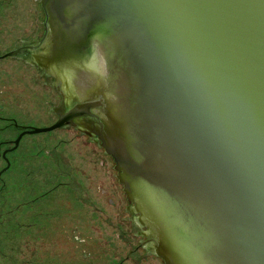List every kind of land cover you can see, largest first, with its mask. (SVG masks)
Here are the masks:
<instances>
[{
    "label": "water",
    "instance_id": "water-1",
    "mask_svg": "<svg viewBox=\"0 0 264 264\" xmlns=\"http://www.w3.org/2000/svg\"><path fill=\"white\" fill-rule=\"evenodd\" d=\"M16 56L156 264H264V0H26ZM16 125V124H15Z\"/></svg>",
    "mask_w": 264,
    "mask_h": 264
},
{
    "label": "rangeland",
    "instance_id": "rangeland-1",
    "mask_svg": "<svg viewBox=\"0 0 264 264\" xmlns=\"http://www.w3.org/2000/svg\"><path fill=\"white\" fill-rule=\"evenodd\" d=\"M2 1L0 56L18 45L26 0ZM54 108L16 56L0 57V144L23 126L52 124ZM7 157L0 264H156L141 248L128 256L141 236L71 128L25 134ZM4 163L0 156V169Z\"/></svg>",
    "mask_w": 264,
    "mask_h": 264
},
{
    "label": "flooded vegetation",
    "instance_id": "flooded-vegetation-1",
    "mask_svg": "<svg viewBox=\"0 0 264 264\" xmlns=\"http://www.w3.org/2000/svg\"><path fill=\"white\" fill-rule=\"evenodd\" d=\"M54 113H57L58 111L56 110V108H54ZM56 118H57V115H56ZM69 127V126H68ZM70 128V127H69ZM22 130V128H20V131ZM4 142V141H3ZM2 145H3V149H2V151L3 150H5L6 148H8V147H11L13 144H12V140H11V142H9V143H6V142H4L3 144H0V149L2 148ZM17 148V147H16ZM15 148V149H16ZM1 151V152H2ZM8 153V152H7ZM7 153H6V157H7ZM1 156V158L3 159V161L5 162V160H4V158L2 157V155H0ZM8 158V157H7ZM9 160V159H8ZM9 162H10V160H9ZM5 164H6V162L4 163V166H5ZM9 167H10V165H9ZM8 167V168H9ZM7 170H5L3 173H5ZM2 175V174H1ZM0 180H1V188H2V192H3V190L5 189V188H7V186H8V180L7 179H4L3 178V176H1V178H0ZM7 181V182H6ZM135 231V230H134ZM136 233L137 234H139V232L138 231H135V235H136ZM140 235V234H139ZM35 240V239H34ZM142 249L143 251V254L145 253L146 255H151L150 254V252H149V250L147 249V247H146V245H145V243H144V241L142 240V238H139V242H138V245H136V247L135 248H132L131 249V251L129 252V254H128V256L129 257H134V256H132L133 255V253L134 252H137L139 249ZM135 263V262H134ZM136 264V263H135Z\"/></svg>",
    "mask_w": 264,
    "mask_h": 264
},
{
    "label": "trees",
    "instance_id": "trees-1",
    "mask_svg": "<svg viewBox=\"0 0 264 264\" xmlns=\"http://www.w3.org/2000/svg\"><path fill=\"white\" fill-rule=\"evenodd\" d=\"M3 3V1L2 0H0V4H2Z\"/></svg>",
    "mask_w": 264,
    "mask_h": 264
}]
</instances>
